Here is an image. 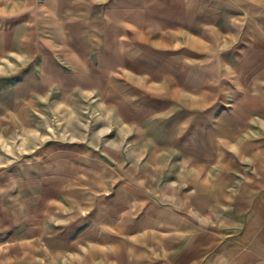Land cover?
Here are the masks:
<instances>
[{
	"label": "rangeland",
	"instance_id": "1",
	"mask_svg": "<svg viewBox=\"0 0 264 264\" xmlns=\"http://www.w3.org/2000/svg\"><path fill=\"white\" fill-rule=\"evenodd\" d=\"M0 264H264V0H0Z\"/></svg>",
	"mask_w": 264,
	"mask_h": 264
}]
</instances>
